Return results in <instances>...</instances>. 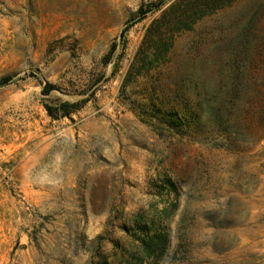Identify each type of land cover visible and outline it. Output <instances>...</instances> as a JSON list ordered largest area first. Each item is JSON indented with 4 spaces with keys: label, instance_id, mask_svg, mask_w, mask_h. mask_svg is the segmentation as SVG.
<instances>
[{
    "label": "rangeland",
    "instance_id": "374dc122",
    "mask_svg": "<svg viewBox=\"0 0 264 264\" xmlns=\"http://www.w3.org/2000/svg\"><path fill=\"white\" fill-rule=\"evenodd\" d=\"M179 1L190 31L147 34ZM7 77L0 264H146L136 221L158 264H264V0H0ZM160 99L187 130L140 121Z\"/></svg>",
    "mask_w": 264,
    "mask_h": 264
},
{
    "label": "trees",
    "instance_id": "16d2710c",
    "mask_svg": "<svg viewBox=\"0 0 264 264\" xmlns=\"http://www.w3.org/2000/svg\"><path fill=\"white\" fill-rule=\"evenodd\" d=\"M180 5L179 2H175L169 6L167 10H165L160 18L156 20L151 26H149L147 30V34H151L155 31H158L162 26L165 28L172 27L173 24H176L179 19L183 18V15L185 11L179 12L178 6ZM161 3L156 4H150L147 6L141 7L137 12V22L143 21L147 15L154 13L158 11L161 8ZM212 12H205V11H199L195 15L196 20H201L205 16L209 15ZM193 21V20H192ZM183 23V22H182ZM173 26L172 29L175 31V33L179 34L183 31H190L189 26ZM114 52V46L109 51L108 56H111ZM160 53V51L157 50V53ZM132 68L128 71L124 82L127 83L128 79L132 75ZM140 71H137L134 76H139ZM11 82L10 78H3L0 80V88H3L7 86ZM52 91H56V88L51 85L45 86L43 89V95L48 96ZM147 105H143L142 109L139 113H141L142 116L138 113V118L142 123H145L147 125L150 124H157L159 126H165L177 133L182 132L183 129L187 130L189 128V120L186 119V116H181L180 106L173 107L170 104L165 105L163 100H159L156 102L148 101L146 103ZM179 104V103H178ZM145 107V108H144ZM180 111V112H179ZM61 112H62V118H71L72 113H77L78 108H74L72 112L66 109V107L61 106ZM47 114L49 117H52V112L49 108H47ZM133 229L131 231L133 234H129L130 237L134 240V242L137 243L139 250H140V256H143L144 261L146 264H158L161 258L165 255L167 247H168V237L163 234L158 226L154 223H144L142 221L140 222H134ZM128 233V230H125ZM130 231V230H129ZM143 264V263H139Z\"/></svg>",
    "mask_w": 264,
    "mask_h": 264
}]
</instances>
